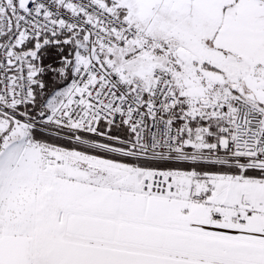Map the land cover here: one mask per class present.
Segmentation results:
<instances>
[{"label":"snow or ice","instance_id":"obj_1","mask_svg":"<svg viewBox=\"0 0 264 264\" xmlns=\"http://www.w3.org/2000/svg\"><path fill=\"white\" fill-rule=\"evenodd\" d=\"M0 264H264V0H0Z\"/></svg>","mask_w":264,"mask_h":264}]
</instances>
